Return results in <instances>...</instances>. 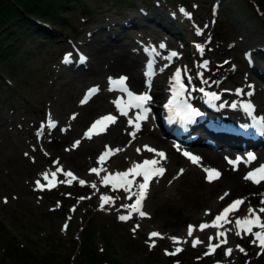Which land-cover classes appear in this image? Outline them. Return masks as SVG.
<instances>
[{"label":"rangeland","instance_id":"obj_1","mask_svg":"<svg viewBox=\"0 0 264 264\" xmlns=\"http://www.w3.org/2000/svg\"><path fill=\"white\" fill-rule=\"evenodd\" d=\"M149 1L150 5L145 7L147 3L144 5L141 0H132L128 6L118 11L111 4L112 0L66 2L53 0L47 15H37L45 23L35 21L49 28L47 36L35 32L29 25H24L13 29L9 38L2 40L1 38L5 37L2 31L4 34L0 35L2 147H0V222L6 229L4 233L6 239L12 242L13 250L16 251L13 252L15 256H8L0 248V264H60L67 259H70L72 264H90L87 253L82 254L81 249L85 243L80 235L82 225L88 220L89 224L94 220L95 230L91 251H97L98 258L107 259L109 264H264V253L258 244L251 243L252 236L238 235L234 241L227 240V243L217 248L214 254L208 255L205 254L208 251V243H201L196 247L192 246L190 240L174 244L170 237L164 234L150 239L149 232H153L150 222H143L140 226L136 218L120 220L119 216L128 215L130 209L110 211L108 208L114 201L120 204H134L136 197L131 192L121 188L111 189L106 184L102 185L101 189H92L78 175L71 183L65 178H60L59 181H55V187L52 189L45 187L39 190L36 188L35 180H32L26 171L27 162L24 161L27 160L24 155H29L28 146H34L36 142L47 139L44 127L50 124L46 109L50 107L51 100L42 86L49 82L48 69L56 62L64 63L67 54L76 52V49H72L73 46L79 45L78 49H84V45L78 44L80 43L78 40H81L82 32L85 30H89L85 39H89L90 42L93 41L90 34L98 32L101 33V37L105 34L104 36L110 40H115L114 43L127 42L133 31L132 40L139 49H145V46L149 45L146 41L147 38L151 40V34L148 35L147 32L154 30L160 38L168 40L170 45L167 47L168 50L179 54V64L184 71H188L194 65L205 64L207 55L203 62H196V59L201 57V53L196 51V44L206 42L208 44L205 46V54L210 53V48L216 49L210 58L215 60L217 68L221 69L224 60L228 62L230 67L229 69L226 67L227 73L222 75L221 79L229 88L235 89L233 85H240L241 80L232 77L234 71L238 70L244 75L243 78L248 79L241 81L242 84L252 86L255 100L264 98V6H261L260 0ZM146 10L149 16H146ZM152 14L156 17L155 20L150 17ZM117 18L121 20L118 19L117 24L112 25L113 20ZM122 20H136L138 23L131 26L134 28L126 29L127 27L122 26ZM159 22L165 28L160 26ZM198 29L202 30V34H198ZM102 44L105 42L101 39L95 45L101 48ZM245 47L248 50H245ZM63 48H66V52L58 59ZM217 53H220L219 56ZM159 55L165 53L161 52ZM70 58L77 60V54H70ZM172 66L166 69L169 78L174 68ZM231 77L233 80L228 79ZM259 108L263 118L264 104ZM41 121H44L43 125H40ZM41 130L43 137L38 141ZM36 156L39 163L46 162V165L50 163L51 168L49 158ZM35 158L32 156L29 161ZM126 167L127 164H122L114 167L113 171H122ZM187 177L189 178L187 181L181 180L177 175L172 177L174 183L170 195L173 202L194 209L197 205L194 202L203 200L197 195L202 188L196 186V181L191 180V175ZM81 180L86 183L81 185L79 182ZM41 184L47 186L49 179L41 181ZM223 191L226 192L225 189ZM231 194L230 198L240 195L236 191ZM105 195L112 197L113 202L101 208V197ZM150 204H147V210L152 209ZM263 205L262 197L251 198L239 211L248 210L250 207L259 210ZM142 210L146 212L145 209ZM239 211L234 212L233 216L237 218L240 215ZM134 214L135 212L131 217ZM136 225H139V228H136ZM153 241L155 246L149 247ZM238 245L243 247L245 252H241ZM176 247H181L183 251L171 256L166 254L173 252ZM227 248L234 249L231 255L225 254Z\"/></svg>","mask_w":264,"mask_h":264},{"label":"bare ground","instance_id":"obj_2","mask_svg":"<svg viewBox=\"0 0 264 264\" xmlns=\"http://www.w3.org/2000/svg\"><path fill=\"white\" fill-rule=\"evenodd\" d=\"M88 32L89 30L82 32L83 37L79 40V44H83L84 49H78L79 45L73 46L72 49H76V52H70V54H77L79 59L81 58L80 60L64 63L56 62L48 69L47 75L49 82H46V84L44 83L42 87L45 94L51 100L50 107L46 109L47 111L45 110L46 116L48 120L55 122V126H50L51 122L49 121L50 124L44 127L46 128L44 132L47 139L41 142H34V146L31 145L27 148V152L30 156L25 154L24 158L27 161H23L27 162L26 171L30 175V178L32 180L45 179L43 176L45 172L49 174L55 173V177L51 175L48 177V179L55 181H59L60 178L69 180V178L72 179L78 175L88 183L89 188L101 189L103 184L102 178L107 173L113 171L114 167L127 164L126 168L129 169L133 164L139 163V161L143 162L145 159L154 158L155 154L148 152L144 147L148 145L152 148L162 150L167 154V159L162 160L160 165L164 167L166 171L162 176L154 177L150 183L147 197L142 207V209L146 210L148 215L141 217L135 212L131 218H136L140 226L143 222H150L153 230L168 237H180L182 241H192L193 239L199 238L203 243L209 244V238L212 237L211 243L216 244L224 239L223 237H217L218 231H225L227 240L234 241L238 236L236 223L232 224L230 220V223H222V227L219 229L208 227L201 231L199 225L202 221H206L210 224L209 219L212 213L217 210L219 206L224 207L225 201L231 199L232 192H239V196L244 202L251 200V198L261 199V197L262 202H264V181L256 184L244 178L248 172L260 167V165H264V150L256 152L254 154L256 159L247 163L245 162L247 161V157L243 156L241 153H233L231 149L226 147L228 146L227 141L210 139L207 134L195 135L189 132L186 137H179L177 133V140L180 144H176L153 127L150 119L151 115L148 116L147 120L140 122L141 129L136 132V136L133 138L129 133L134 131L135 128L129 121H134L136 119L139 110L135 107H131L126 109L127 115L121 114L114 101L122 98V100L126 102V95L123 98V95L118 90H115L113 86L109 85L111 84L110 78L115 79L118 75L126 76L128 78L126 82L127 87L133 93L140 94L148 92L152 97L149 105H153L152 109L156 121L158 125H160L163 122L162 117L164 116V99L169 93V86L173 84L169 78L165 77L166 69L173 64L179 66V60L177 57L170 56V49L168 50V48H166L169 45L168 40L166 41L160 38L158 33L154 30L147 32L148 35L151 34V40L153 42L149 38H147L146 41V43H149L148 48L152 47L153 51L135 47L136 42L132 40V38H134L132 36L134 33L133 31L131 35L128 36L129 40H127V42L119 43H114L115 40H110L109 37L104 36L105 34L101 37V33L99 34L98 32L90 34L91 37H93V41L90 42L89 39H85ZM100 38L105 44H102L103 46L101 48H97L95 44L101 40ZM108 41L109 43H107ZM161 44L166 45V47L161 48ZM215 50L214 48H210V53L205 54L209 59L210 67L204 68L201 66L196 69L198 72L205 71L202 76V88H204L206 92H221L220 102L218 101L217 103V100L214 102H216L217 106L225 108L231 115L225 117V119L230 120L231 123L237 124L242 130L248 129L247 132L253 131L255 126L253 116L258 120L257 113L261 110L259 108L260 105L264 104V98L261 100L257 98V100H255V93L251 96L247 95V93L252 90L247 84H242L241 81H248V79L246 77L243 78L244 75L238 72V70L234 71L232 77H236L239 81L241 80L239 83L240 85H233L235 89L229 88L226 85L227 83L225 84V81L221 79V76L227 73L226 67L228 68L230 66L228 62L224 60L221 69L216 67L215 60L210 58L214 55L213 51ZM245 50H248V48L245 47ZM161 52H164L165 55H159ZM151 53H153L158 60L150 59L149 55ZM70 54H67V57H69ZM219 54L220 53H217V56H219ZM170 60L173 62H169ZM149 69H151L152 74L148 72ZM194 73H196L195 70ZM157 77H159V79ZM215 77L216 79L214 80ZM149 81L150 86L148 83ZM92 88H98L99 91L90 99H87L86 103H82V101L86 99V92L89 91L88 89ZM237 89H243L244 94H238L236 91ZM196 94L200 95L199 92H196ZM247 101H251L255 106V111L252 116L248 115L242 107V104ZM233 103L237 104L236 108L231 107ZM108 114L117 117L115 123H110L107 130L99 135H93L90 139L87 138L85 133L93 122ZM42 122L44 121H41V123ZM40 125H43V123ZM186 138H191L192 142L188 144ZM77 141L80 142L79 145L74 146ZM255 142H259L260 147L264 149V141L262 138H258ZM10 143L12 144V142ZM21 145L22 144H20V146ZM176 145H179V151ZM105 146H110L112 149H121V151L115 154L110 153L109 156L106 157L103 165H101L98 158L105 152ZM137 149H140V151L138 152ZM36 151H38L37 154L35 153ZM185 151L201 157L199 164L192 163L184 156L183 152ZM36 155L49 158L51 168L49 167L50 163L49 165H46V162L39 163V160L37 161L35 158ZM32 156L35 159L30 162L29 159ZM237 157L242 158L238 166L229 164V159L236 160ZM28 161L30 163H28ZM53 161L56 162L53 163ZM98 167H102L104 170L99 174L91 172L92 168ZM205 168L217 169L222 175L219 179L209 182L206 179L207 174L204 171ZM60 169H62V171ZM69 171L73 173V177H68L66 175ZM175 175L183 181H187L186 179H189L187 176L191 175V180L194 181L195 179L196 186L202 188L201 191L197 192V195L203 198V200L194 202L197 203L194 209H188L184 205L173 202L170 193L173 190L174 183V178L172 177ZM135 179L141 181V177H136ZM93 183L96 185L95 188L92 187ZM224 189L226 192L223 191ZM225 193H227V195H225ZM221 197H223V199H221ZM148 203H151L150 205L152 206L150 210L146 208ZM122 205L129 204H120L114 201L108 208L110 211L126 209L122 207ZM245 212L247 211L243 210V213ZM246 215L248 214L246 213ZM189 225L195 226L192 236L188 235Z\"/></svg>","mask_w":264,"mask_h":264},{"label":"snow or ice","instance_id":"obj_3","mask_svg":"<svg viewBox=\"0 0 264 264\" xmlns=\"http://www.w3.org/2000/svg\"><path fill=\"white\" fill-rule=\"evenodd\" d=\"M183 11V10H182ZM186 15H190L187 14ZM198 34H202V30H197ZM161 48L166 47V45L161 44ZM197 48L200 51H203L204 45H197ZM179 54L176 52H171V57H176ZM86 59V58H83ZM70 60V56L66 57L65 62H68ZM204 67H207V61H205ZM128 78L126 76H122L118 79H112L110 78V83L113 85L114 88H119L121 91H124L127 93L128 100L124 102L121 99H118L117 101H114L117 108L120 110L121 114L127 115V108L135 107L139 111L137 112L136 119L134 121H129L130 124L134 125L135 130L130 132L129 135H131L133 138L136 136V132L141 129V121H145L148 119V113L150 112V108L148 107L149 102L151 101L152 97L149 95L148 92H143L140 94L133 93L128 87L127 82ZM173 98L172 102L168 107H172V105H176V115L180 116L182 120L184 121H192L195 117L200 116L201 113L198 109L193 107L190 103L187 102V99L185 97V93L187 92V87L183 83L182 77H181V70H177L173 77ZM150 86V81L148 82ZM250 88L252 86H249ZM195 90V89H193ZM201 93H204L205 96L208 98V102L212 104L213 107H215V104L212 102L219 100V95L214 92H205L204 88L198 89ZM99 91L98 88H92L89 89L88 93L86 94V99L82 101V103H86L87 99H90L93 95H95ZM238 94H244L243 89H237L236 90ZM253 94L252 91H249L247 93L248 96H251ZM231 107L236 108L237 104L233 103ZM242 107L244 111L252 116L255 111V106L251 103V101L244 102L242 104ZM117 117L108 114L105 116L100 117L96 121L93 122V124L90 126L88 131L85 133V136L87 138H91L93 135H99L100 133L107 130V127L110 123H115ZM253 122L256 125H264V118H261L260 120H257L255 116H253ZM50 126H55V122H51ZM79 141L76 142L74 146L79 145ZM145 149L148 152L154 153V158L152 159H145L142 163H135L133 166L129 169H127L124 172H116L108 173L102 178V182L106 185L111 184L113 188H121L124 189L126 192H131L132 195L136 197L134 204L129 205H122V207H125L127 209H130V212L128 215H121L119 216L120 220H129L131 219V212H137L141 217H145L148 215V213L144 212L142 210L143 207V201L146 199L147 192L150 186L151 181L154 177L162 176L166 169L161 165V161L167 159V154L162 151L155 148H152L148 145L144 146ZM106 150L104 153H102L98 161L101 165H103L106 157L109 156L110 153L115 154L116 152L121 151V149H112L110 146H105ZM177 150L179 151V145H176ZM139 152L140 149H137ZM27 155V154H26ZM183 155L186 156L192 163L199 164L201 157L196 156L190 152H183ZM227 159V158H226ZM242 158L237 157L236 160L229 159V164H232L234 166H238ZM256 157L253 153H248L247 156V163H250L252 160H255ZM62 171V169H60ZM102 170H104L102 167L98 168H92L91 172L99 174ZM183 171V170H181ZM206 175V179L211 182L215 179H219L222 175L219 170L212 169V168H205L204 169ZM49 175L55 177V173H43V176L45 179H48ZM68 177H73V173L70 171L66 173ZM131 177V178H130ZM136 177H142V182L135 183ZM246 180H250L253 183L259 184L261 181H264V165H260V167L255 168L254 170L247 173V175L244 177ZM68 183H71V179L67 181ZM81 185L85 184L86 182L81 180L79 181ZM135 183V187L133 190V186ZM36 186L38 189H44L46 186L44 184H41L39 180L36 181ZM47 187H55V184L49 181V184ZM92 187L95 188V183L92 184ZM227 195V193H225ZM83 199V198H82ZM223 199V197H221ZM6 202V201H5ZM113 202V198L109 196H102L101 197V208L104 207L105 204H109ZM244 203L243 199H237L233 201L231 204H229L227 207H225L222 212H220L214 220L211 221V224L208 223H202L199 225V228L201 231H203L205 228L213 227L219 229L222 227V223H230L228 217L231 213L238 211L240 205ZM259 213H264V207H261L259 210L249 208L248 209V215L244 217H238L235 221L237 226V235H240L241 232L247 233L248 235L254 237L251 240L252 244H258L261 252L264 253V218H262ZM65 229H67V225L64 226ZM136 228H139V225H136ZM136 228L133 229L135 232ZM195 226L189 225L188 226V235L192 236ZM254 228H258V231H254ZM152 237H161V233L153 231L150 233V239ZM217 237H223L218 244H212L211 240L212 237L209 238V245H208V251L205 253L208 254H214L215 250L219 248L222 244L227 243V235L225 231H218ZM170 239L173 241L174 244H180L182 241L180 237H170ZM203 243V241H200L199 238H196L192 241V246L196 247L198 244ZM155 242L153 241L149 247H154ZM241 252H245V249L241 246H237ZM183 251L181 247H176L173 252H167L168 255H175L176 253H179ZM233 252V249L228 248L226 249L225 254L231 255ZM246 254V253H245Z\"/></svg>","mask_w":264,"mask_h":264},{"label":"trees","instance_id":"obj_4","mask_svg":"<svg viewBox=\"0 0 264 264\" xmlns=\"http://www.w3.org/2000/svg\"><path fill=\"white\" fill-rule=\"evenodd\" d=\"M61 1L66 2L68 0ZM52 2L53 0H0V35L5 33V37H2L1 39L4 40L6 38H9L13 29L20 28L24 25L33 27L35 32L39 31L38 33H40V35H43V30H37L36 24L33 23L32 19H37V15H47L49 13L50 7L52 6ZM130 2L131 0H113V3L116 7L129 5ZM260 4L261 6H264V0H260ZM2 31L4 33H2ZM0 227V248L3 249L4 254L8 256H15L13 255V252H15L16 249L13 250L12 242L9 239H6V235L4 234L6 232V229L1 222ZM89 230H84L85 245L92 244L91 236L93 232ZM2 234H4V236H2ZM86 253L89 261H91L90 264H102L101 259L98 258L97 251H91V249H89L86 251ZM60 264L71 263L68 259Z\"/></svg>","mask_w":264,"mask_h":264}]
</instances>
